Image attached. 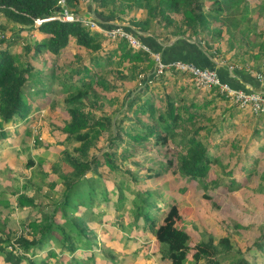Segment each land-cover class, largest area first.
<instances>
[{
	"label": "trees",
	"instance_id": "1",
	"mask_svg": "<svg viewBox=\"0 0 264 264\" xmlns=\"http://www.w3.org/2000/svg\"><path fill=\"white\" fill-rule=\"evenodd\" d=\"M84 2L91 3L86 7H90L96 21L99 17L108 21L107 18L121 14L124 7L143 10L139 16L129 17L126 20L127 27L124 26V29L140 38L139 40L146 36L151 39L175 36L179 42L194 38L193 42L186 43L188 48L196 51L197 46L201 47L214 58H219L220 48L213 47V43L225 44L226 48L221 54L228 53L224 60L228 65H233L239 60L250 67H256L264 61V38L260 39L258 33L256 35V23L250 14L254 8L244 0H63V7L58 0H0V14L6 22L26 27L32 26L35 19H43L36 25V30L42 37L23 47V51L30 57L28 61L18 60L17 55L10 53V47L16 43L15 39L0 38L5 42L4 46L0 47V124L15 123L17 118L26 115L31 107V85L36 82L34 80L47 84L59 78L65 94L64 111L68 116L59 130L64 134L66 141L78 142L72 148V153L61 152L62 161L70 169L67 173L57 172L64 186L62 197L55 203L53 210L41 214L39 221L32 220L28 224L32 237L11 233L6 234L7 237L3 239L0 238V255L5 264H18L23 261L26 264H46L47 259L54 255L53 245H56L61 253H71L73 249L82 246L92 260L96 250L93 243L96 233L95 230L89 229L86 223L95 221L93 217H96L89 207L96 197L95 188L101 182L97 171L101 167H107L109 172L131 174L126 166H123L122 170L118 167L122 166L124 160H128L135 168L141 166L138 155H142L146 149L143 142L151 141L153 146H162L168 140L174 141L181 149L175 173L183 178H204V189L208 186L231 188L228 184L234 183L233 178H229L230 170H223L220 172L222 175L217 173L213 174L212 178H207L208 166L218 163V160L210 154L212 141H204L202 138L221 137L225 128L233 125L232 116H236L241 108L228 104L229 108H224L225 111L217 117V121H212L203 110L209 105L210 98L203 97L199 103L191 98L185 104L178 91L174 92L178 95L176 97L168 92L161 93V106L156 108L148 91L154 74L148 79L153 59L147 52L128 46L122 38L110 39L96 30L89 29L79 19L81 16L72 21L55 17L64 8L76 15L79 4ZM256 8L263 12L264 2ZM100 27L110 26H105L102 22ZM251 35L260 40L251 39ZM70 41L83 51L74 54L72 60H67L59 74L52 70L48 74L35 71L33 62L37 61L34 59L38 54L47 52L51 62L56 64ZM144 44L149 47L147 42ZM149 48L157 52V49ZM195 55L193 52L192 57ZM161 59L164 62L171 60H165L162 55ZM196 59L198 58L195 57ZM113 80L124 85H131L139 80L143 87L126 100L124 112L119 118H113L108 112L95 116L93 109H102L99 100L103 97L98 87L103 91L114 90ZM43 89L44 86H39L36 92H42ZM211 89L227 102V98L216 88ZM110 100L115 101L114 98ZM1 127L0 142L4 136ZM104 130L105 147L98 148L96 153L92 152L91 147L95 146ZM250 133L251 140L254 141L263 137L264 113L254 115ZM145 162H154L157 166L153 176L168 171L171 166L169 159L157 162L155 158H147ZM239 168L240 173L245 176L252 173V168ZM88 172L93 175L86 177ZM132 177L136 179L135 173ZM226 177L228 180L224 181ZM104 191L106 193L105 188ZM101 194L104 196L103 190ZM134 196V227L138 228L137 220L142 219V224L160 247L161 258L172 263L184 262L192 248L195 251L191 264H197L198 260L199 264H250L242 253L232 250L227 237H221L215 242L211 236L206 235L194 246H189L188 234L170 218L174 213L173 207L172 212L157 223L152 210V192L146 191ZM26 200L30 204L33 202L32 198ZM78 207L87 210L78 215ZM57 212H60L62 219L60 223L55 222ZM83 217H87V222ZM57 235L59 238L55 237ZM255 246L264 259V234L255 241ZM17 249L21 252H16ZM103 254L111 260L115 257L114 252L109 249H104ZM37 256L41 257L35 258ZM88 257L83 258L84 264L89 263ZM76 262L73 264H80L79 260Z\"/></svg>",
	"mask_w": 264,
	"mask_h": 264
},
{
	"label": "rangeland",
	"instance_id": "2",
	"mask_svg": "<svg viewBox=\"0 0 264 264\" xmlns=\"http://www.w3.org/2000/svg\"><path fill=\"white\" fill-rule=\"evenodd\" d=\"M244 1L254 8L250 14L256 23V35L258 33L260 39L264 38V11L260 12L256 8L264 0ZM89 4L91 5L88 2L80 3L76 16L93 20L97 28H100L102 22L105 26L127 27L126 20L131 16H139L143 11L124 7L121 14L107 18L108 21L99 17L100 22H98L90 7H86ZM175 17L178 16L175 15ZM0 26L2 40L7 38L16 40V43L10 47V53L17 55L18 60H30L27 53L23 51V47L42 37L41 33L36 31V25L21 27L11 24L6 22L0 14ZM256 37L251 35V39L260 40ZM2 40H0V47H3L5 43ZM188 40L193 42L194 38ZM212 46L220 48V56L215 59H222L226 63L224 60L228 57V53L221 54L226 45L213 43ZM82 51L83 49L76 48L70 41L61 52L56 64L51 62L52 59L47 52H43L34 59L37 60L33 62L34 69L44 74H48L50 70L59 74L67 60H72L74 54H80ZM153 64L152 62V68L149 70L151 75L148 79L154 74ZM235 66L252 71L256 68L243 64L239 60L235 62ZM102 74L105 75L104 72ZM145 75L148 76V73ZM109 77L108 74L107 78ZM152 78L148 91L156 108L161 106L159 101L161 93L168 92L176 97L178 95L174 92L178 91L179 95L183 96L185 104L191 98H194L196 103H199L203 97L210 98L209 105L203 108L204 114L212 121H217V117L225 111L224 108H229L228 103L232 104L219 98L212 89L206 91L196 88L190 77L179 71L167 70L161 75L154 74ZM34 81L36 82L31 85L33 87L32 102L29 100L31 107L26 115L23 118H17L15 123L0 124L4 131L0 142V238L2 239L7 237L6 234L11 233L32 237L28 224L32 220L39 221L41 214H47L53 210L55 203L62 197L64 186L57 172L67 173L70 169L62 161L61 152L72 153V148L78 144L76 141H66L64 134L59 130V127L68 119L64 111L65 94L61 88V80L54 79L47 84ZM114 83V90L103 91L98 87L103 97L99 100L102 109H93L95 116H99L101 112H108L113 118H119L124 112L126 100L132 98L133 94L143 87V83H139V80L131 85H124L119 81ZM39 86H44L42 92H36ZM112 98L115 101L112 102L110 100ZM249 114L240 110L238 115L232 116L233 125L226 127L221 137L202 138L204 141H212L213 145L209 148L210 154L218 160V163L208 166L207 178H212L213 174L217 173L222 175L220 172L223 170L231 171L229 178L234 180L233 184H228L231 188L208 186L204 189L202 187L204 178L189 179L178 176L174 170L181 149L172 140H168L162 146H153L151 141L143 142L146 149L142 155H138L142 165L135 168L128 160H124L122 166L118 167L122 170V167L126 166L131 174L120 175L116 171L109 172L107 167H101L97 171L101 186L95 188L96 197L89 207L90 211L96 215L93 217L95 221L87 222V217L82 218L86 220L89 229L95 230L96 236L93 243L96 246V256L103 247L115 251L116 264H191L192 254L195 251L192 248L184 262H169L161 258L160 247L149 234L146 226L142 224V219L137 220L138 228L134 227L135 209L132 205V201H136L134 195L149 191L153 196L152 210H154L156 222L159 223L162 217L164 219L168 213H171L173 207L174 213L170 218L175 225L182 227L188 234L189 246H194L206 235L211 236L215 242L221 237H227L232 250L242 253L250 264H264V259L255 246V241L264 234V135L258 141L251 140L250 132L254 115ZM105 141L106 131L104 130L99 135L95 146L91 147V151L96 153L98 148L105 147ZM247 155L248 158L245 157ZM147 158H155L157 162L169 159L171 166L168 171L153 176L157 166L154 162H145ZM240 166L252 168V173L249 176L246 174V177L244 173H240ZM243 171L245 172L244 169ZM133 173L136 179H133ZM92 175L88 172L85 176ZM227 178L224 181L228 180ZM27 198H32L33 202L30 204ZM84 210L87 209L78 207L76 214L79 215ZM59 213L57 212L55 217L57 223L62 222ZM58 236L55 237L59 238ZM18 251L21 252L20 249L16 252ZM52 251L54 255L47 259L48 264L60 262L73 264L72 261L69 262L70 256L67 257L66 252L61 253L56 245H53ZM72 252V256L81 260L89 256L82 246L73 249ZM3 262L0 255V264H5ZM90 263H93V260ZM103 263L105 261H102ZM196 263L199 264L200 261ZM18 264H26V262ZM95 264L101 263L96 261Z\"/></svg>",
	"mask_w": 264,
	"mask_h": 264
},
{
	"label": "built area",
	"instance_id": "3",
	"mask_svg": "<svg viewBox=\"0 0 264 264\" xmlns=\"http://www.w3.org/2000/svg\"><path fill=\"white\" fill-rule=\"evenodd\" d=\"M58 3L63 7V0H58ZM55 17L64 21H72L78 19V16L69 13L65 8ZM82 23L92 30L100 31L110 39L122 38L128 46L134 49H141L147 52L153 59V72L154 74H161L167 70H175L183 72L190 77L193 85L196 88L209 90L216 88L219 93H222L227 100L237 106L238 108L245 109L251 114L264 113V95L256 91H244L237 88H232L227 82L220 80L214 69L199 66L189 62L180 60H170L164 62L161 60L160 55L157 52L151 51L150 48L142 43L135 35L130 31L124 29L122 25H115L108 29L97 28V25L93 20L86 19L85 17H79ZM43 19H35L34 26L40 24ZM262 74H258V78H261Z\"/></svg>",
	"mask_w": 264,
	"mask_h": 264
},
{
	"label": "crops",
	"instance_id": "4",
	"mask_svg": "<svg viewBox=\"0 0 264 264\" xmlns=\"http://www.w3.org/2000/svg\"><path fill=\"white\" fill-rule=\"evenodd\" d=\"M102 28L108 29L109 27H102ZM140 41L142 43L147 42V44L149 45V47H151V49L152 47L157 49L156 50L157 53L159 55L161 53V55L163 56L165 60L170 59V58L171 60H180V61L185 60L186 62H190L192 64L202 65V66L214 69L217 72V75L220 78V80L227 82L232 88H237V89H241L244 91L252 90V91H256L264 95V61L261 65H257L256 68L252 71L247 68L236 67L235 64L228 65L222 60H217L213 56H210L208 52H205L203 49H201V47L197 46L196 51H192L191 49L188 48V44H186L190 42L188 39H186V41L179 42L177 41V38L175 36H171V37L165 36V37L158 38V39H151L146 36L143 40H140ZM193 52L196 53L194 58L192 57ZM195 57L198 59L195 60ZM260 73L262 74V77L258 78V74ZM240 110L241 112L249 113L245 109L244 110L240 109ZM249 115H251V113ZM104 249H108V248L102 247L101 249L102 251H100L97 256L95 253H93V257H92L93 263H90V261L92 262V260L88 257V262H89L88 264H95L96 261H98L101 264H102V261H105V263L103 264H114V262L117 260L116 259L117 255L115 251L109 249L115 254V257L111 260L110 258L106 257V255L103 254ZM72 253L73 252L66 254L67 257L70 256L69 262L70 261L76 262V260H79L80 264H84L85 259L83 260L78 259L76 256H72ZM46 262H47L46 264H48V261Z\"/></svg>",
	"mask_w": 264,
	"mask_h": 264
}]
</instances>
